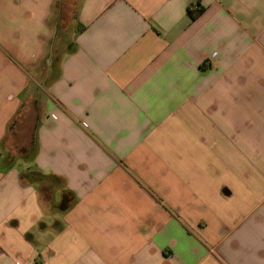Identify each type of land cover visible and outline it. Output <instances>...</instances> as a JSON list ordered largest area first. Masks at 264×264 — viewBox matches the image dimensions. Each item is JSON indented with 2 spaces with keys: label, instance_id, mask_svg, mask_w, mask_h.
I'll use <instances>...</instances> for the list:
<instances>
[{
  "label": "crops",
  "instance_id": "crops-1",
  "mask_svg": "<svg viewBox=\"0 0 264 264\" xmlns=\"http://www.w3.org/2000/svg\"><path fill=\"white\" fill-rule=\"evenodd\" d=\"M36 262L264 264V0H0V264Z\"/></svg>",
  "mask_w": 264,
  "mask_h": 264
},
{
  "label": "rangeland",
  "instance_id": "rangeland-1",
  "mask_svg": "<svg viewBox=\"0 0 264 264\" xmlns=\"http://www.w3.org/2000/svg\"><path fill=\"white\" fill-rule=\"evenodd\" d=\"M73 34L74 26H69L67 31L62 34L61 38L63 39V42L68 43V41L72 39ZM52 58L55 60L57 56H52ZM36 117L37 113L34 108H32L31 104L26 102L25 106H23L19 113L18 120L16 121L15 126L10 131L8 138L5 140L4 143V148L6 149V152L10 155V157L25 155L27 151L32 147L34 135L33 131ZM20 120L21 122H19ZM29 157L31 156H28L27 158ZM21 161L24 162V160L22 159L17 160V162ZM23 175L25 179L31 181L37 187L40 185H38V182L36 180L30 179L26 171H24ZM35 177L37 178V175ZM46 190L48 189L45 187L42 188L41 186V192H44ZM58 197L59 196H55L54 193L52 198L53 202L59 200ZM55 215H57V211L53 212L51 218H53Z\"/></svg>",
  "mask_w": 264,
  "mask_h": 264
},
{
  "label": "trees",
  "instance_id": "trees-1",
  "mask_svg": "<svg viewBox=\"0 0 264 264\" xmlns=\"http://www.w3.org/2000/svg\"><path fill=\"white\" fill-rule=\"evenodd\" d=\"M197 13H199V12H197ZM197 13H193L191 11L190 14H191L192 18H194L197 15ZM40 97H39V95H37L35 97V102H36L35 103L36 104L35 105V110H36V113H37V117L35 118L34 130H36L38 128L39 123H40L39 122L40 121V117H39L40 112L39 111H40V103L42 101L41 99H43V98H40ZM18 116H19V113H18L17 117L15 118V120L12 122V124L10 126V131L15 126V123L18 120ZM19 122H21V120ZM8 136H9V134H8ZM8 136L6 137V139L8 138ZM4 143H5V141H4ZM35 155H36V143L34 141L33 144H32V147L27 151V153L25 155H21L20 159L24 160V162H31L35 158ZM28 156H31V157L27 158ZM36 175H37V178L35 177ZM28 177L30 179L36 180L38 183H40L42 181H45V180H48V181H50L52 186H57V185L59 186L60 185V179L58 177H56V176H52V177L47 176L46 177L45 175H43L41 173L28 172ZM22 178L25 179L24 175H22ZM25 180H27V179H25ZM41 193L45 194V197L48 198L50 196V194H51V190L49 188L48 190H46L44 192H41ZM36 264H38V263L36 262Z\"/></svg>",
  "mask_w": 264,
  "mask_h": 264
}]
</instances>
